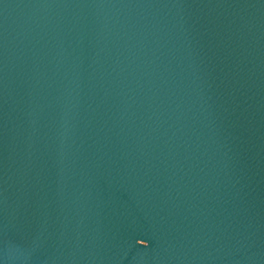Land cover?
Masks as SVG:
<instances>
[{
    "label": "water",
    "instance_id": "1",
    "mask_svg": "<svg viewBox=\"0 0 264 264\" xmlns=\"http://www.w3.org/2000/svg\"><path fill=\"white\" fill-rule=\"evenodd\" d=\"M0 264H264V0H0Z\"/></svg>",
    "mask_w": 264,
    "mask_h": 264
},
{
    "label": "clouds",
    "instance_id": "2",
    "mask_svg": "<svg viewBox=\"0 0 264 264\" xmlns=\"http://www.w3.org/2000/svg\"><path fill=\"white\" fill-rule=\"evenodd\" d=\"M145 246H147V245H145Z\"/></svg>",
    "mask_w": 264,
    "mask_h": 264
}]
</instances>
